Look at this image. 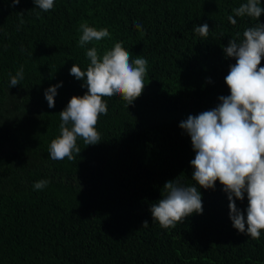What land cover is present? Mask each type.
I'll return each mask as SVG.
<instances>
[{"label":"trees","instance_id":"16d2710c","mask_svg":"<svg viewBox=\"0 0 264 264\" xmlns=\"http://www.w3.org/2000/svg\"><path fill=\"white\" fill-rule=\"evenodd\" d=\"M246 2L54 0L43 12L32 0H0V264H264V230L254 240L232 226L219 181L214 189L197 186L202 214L173 228H161L150 212L166 195L165 182L195 184V153L179 124L229 95L224 78L235 59L223 48L264 24V13L235 16ZM82 23L111 35L80 47ZM204 23L202 38L194 29ZM117 42L133 60L148 61L141 96L128 107L120 96L103 98L102 140L78 138L74 160L50 159L59 112L87 91L70 68L86 70L89 48L102 56ZM21 66L23 80L10 87ZM61 82L49 108L44 91ZM41 179L50 183L34 190ZM236 206L246 216V195Z\"/></svg>","mask_w":264,"mask_h":264},{"label":"clouds","instance_id":"9594fccd","mask_svg":"<svg viewBox=\"0 0 264 264\" xmlns=\"http://www.w3.org/2000/svg\"><path fill=\"white\" fill-rule=\"evenodd\" d=\"M20 2L12 0V5ZM32 2L43 12L54 8V0ZM233 11L236 17L259 20L264 8L260 6V0H247ZM228 20L233 25L237 22L233 16ZM134 27L142 30L140 23ZM80 31V47L111 35L107 28L97 30L87 23L80 25ZM194 31L202 38L207 37L209 26L204 23ZM223 52L226 57L235 59L224 78L229 95L218 97L219 103L215 108L195 116L189 115L179 124L190 137L195 153L190 161L195 184L181 186L173 181L165 182L163 189L166 195L150 207V212L152 221L158 222L161 228H173L194 213L202 214V197L197 186L205 190L214 189L219 181L227 195L232 226L256 240L264 230V67L259 66L264 59V24L259 22L247 28L239 41L229 40ZM86 57L90 61L86 70H81L76 64L69 70L76 80L83 81L81 87L87 91L82 96L71 97L59 112L60 133L48 147V156L55 161L74 160V153L81 151L77 146L78 138L85 145H95L102 140L96 125L99 117L108 111L103 98L120 96L128 107L141 96L146 85L144 78L148 61L140 57L133 60L122 42L115 43L102 56H98L96 47H91L86 51ZM23 78L21 66L14 76H10V87L19 85ZM61 84L44 91L49 108L55 106L54 97ZM49 183V180L41 179L34 182L33 189L43 190ZM245 195L246 216L236 206V201L244 200ZM142 225L147 226L148 222L144 221Z\"/></svg>","mask_w":264,"mask_h":264}]
</instances>
